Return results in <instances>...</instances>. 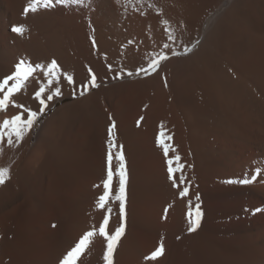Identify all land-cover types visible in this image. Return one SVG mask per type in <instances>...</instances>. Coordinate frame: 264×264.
<instances>
[{
    "label": "bare ground",
    "instance_id": "6f19581e",
    "mask_svg": "<svg viewBox=\"0 0 264 264\" xmlns=\"http://www.w3.org/2000/svg\"><path fill=\"white\" fill-rule=\"evenodd\" d=\"M29 3L0 0V81L22 59L55 60L59 82L48 85L37 69L14 99L38 111L41 85L62 94L19 145L0 142V167L10 168L0 186V264H59L99 226L113 122L128 174L114 264H264V211H255L264 210V0H84L25 14ZM159 54L168 59L155 72L135 74ZM92 73L98 87L81 96ZM20 111L10 104L0 122ZM161 132L172 136L169 157L185 165L184 198V185L168 178ZM252 175L251 184L225 183ZM189 200L203 213L195 232ZM109 203L114 231L119 202ZM161 242L163 254L146 260ZM104 246L97 235L82 264H104Z\"/></svg>",
    "mask_w": 264,
    "mask_h": 264
},
{
    "label": "snow or ice",
    "instance_id": "6c2138e0",
    "mask_svg": "<svg viewBox=\"0 0 264 264\" xmlns=\"http://www.w3.org/2000/svg\"><path fill=\"white\" fill-rule=\"evenodd\" d=\"M55 4H84V0H30L29 5L25 8V14L32 12L35 13L39 10L40 7L48 9L54 7ZM165 23H167L165 21ZM13 32L23 36L26 29L24 26H15L12 29ZM198 43V42H197ZM93 46L95 47V41L93 40ZM165 48H168L169 45L165 44ZM192 48H185V54L191 52ZM173 55H178V53L173 52ZM168 56L164 54H159L158 59H152L147 68L141 67L136 71V75L144 73L149 75L152 72H155L161 61L167 60ZM109 70L112 66L109 65ZM37 69L43 71L44 77L47 78V84L52 85L53 81L59 82L61 79L59 65L55 60H52L49 64H31L26 63L23 59L20 60L16 66L15 71L5 77L0 81V112H4L8 109L11 104L12 107L21 109L22 111L17 114L12 115L10 118L3 119L0 122V142H3L6 138V142L9 146L19 145L26 135L33 128L35 123L38 120V117L44 113L45 108L47 107V101L53 100L55 96H60L61 90L59 87H55L54 91L48 93V88L45 85H41L37 91L34 92L33 98L38 100L39 108L38 111H33L32 109L26 107L22 103H17L14 99L17 93L22 92L27 87V82ZM91 73V69H89ZM127 75H133L132 72H128ZM63 78L69 83H74L73 75L69 73H63ZM98 87L96 83V76L94 73L91 74L90 82L88 85L84 86V90L80 92V95L83 96L89 88ZM143 119V118H141ZM115 122H113L108 129V151L106 155V176L102 180L103 192L100 194L96 200L97 209H105V213L102 219V222L99 226L93 225L89 230H86L80 238L75 242L74 246L70 248L63 255L59 264H82V256L90 250V246L93 243L95 237L98 235L103 238L105 241L104 251L102 259L104 264H114L113 256L117 249V246L121 240V237L125 234V217H126V185L128 180L126 159L123 152V145H118L115 142ZM172 136L166 135L164 132H161L157 137V145L162 149L163 155L167 164V173L168 178L172 182L174 188H178L181 185H184L181 190L178 192V195L181 198L187 196L189 192V187L186 186V176L183 169L185 165L181 163V157L176 154L174 157H169V152H175V148L170 144ZM113 149H116L114 152ZM3 149L0 148V152ZM115 160L116 166L113 167V161ZM179 174L178 178L176 174ZM257 174H261L258 170ZM114 177L118 179V188L113 194V180ZM10 179V168L9 167H0V186L5 184V182ZM256 180V175H252L250 178H243L237 180H227L225 183L230 184H251ZM94 187H100V185H94ZM196 200H199V195L197 194ZM119 202V216L120 223L119 226L115 228L114 231L109 230L110 214L113 209L109 203ZM167 211V209L165 210ZM256 212L264 211L262 209H256ZM188 220V231L195 232L200 227V222L203 216V213L200 209V204L197 203L195 207H192V202H188V211L186 213ZM164 252V245L161 242L160 245L153 251L150 256L145 257L146 260H156Z\"/></svg>",
    "mask_w": 264,
    "mask_h": 264
},
{
    "label": "rangeland",
    "instance_id": "374dc122",
    "mask_svg": "<svg viewBox=\"0 0 264 264\" xmlns=\"http://www.w3.org/2000/svg\"><path fill=\"white\" fill-rule=\"evenodd\" d=\"M58 104H60V102H58ZM51 110V109H50ZM49 111H47V112H45L44 114H43V117H45V116H47L49 113H48ZM41 119H39L38 121H37V123H36V127L38 126V125H40V123H41ZM32 142V141H31ZM31 144V143H30Z\"/></svg>",
    "mask_w": 264,
    "mask_h": 264
}]
</instances>
